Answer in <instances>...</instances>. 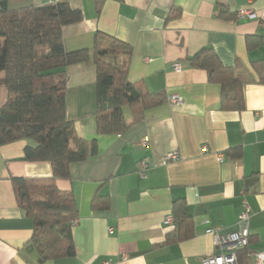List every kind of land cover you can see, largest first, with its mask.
Listing matches in <instances>:
<instances>
[{"label": "crops", "instance_id": "0c3cea01", "mask_svg": "<svg viewBox=\"0 0 264 264\" xmlns=\"http://www.w3.org/2000/svg\"><path fill=\"white\" fill-rule=\"evenodd\" d=\"M61 1L83 13L82 21L63 28L67 51L93 49L98 32L114 36L132 47L129 81L162 91L167 100L124 133L100 134L96 68L71 65L67 116L78 137L97 143L94 156L72 164L69 179L56 178L77 201L76 254L41 262L30 243L34 222L18 205L12 178L47 179L53 168L23 160L29 142L19 140L0 145V264H203L216 252L207 228L236 229L245 204L249 248L264 249V0H6L11 10ZM221 10L229 17H220ZM244 10L257 18L240 16ZM249 40L256 45L249 48ZM205 47L236 68L244 84L243 110L223 109L222 86L187 61ZM175 94L183 98L179 105L169 101ZM7 96L0 85V108ZM124 114L131 122L128 107ZM237 147L241 158L233 156ZM174 151L179 160L168 159ZM143 159L149 163L146 177L139 173ZM101 195H107V207H93ZM175 208L192 236L179 239L175 221L165 223ZM239 256L240 264H255L247 250Z\"/></svg>", "mask_w": 264, "mask_h": 264}, {"label": "trees", "instance_id": "16d2710c", "mask_svg": "<svg viewBox=\"0 0 264 264\" xmlns=\"http://www.w3.org/2000/svg\"><path fill=\"white\" fill-rule=\"evenodd\" d=\"M219 15L223 19L229 17L224 10ZM82 19V11L68 1L11 10L6 0H0V59L5 65L0 85L8 91L0 108V145L27 140L23 160L47 161L53 168V176L47 179L12 178L18 205L34 222L30 243L41 262L75 256L73 225L79 209L74 194L61 190L56 178L69 179L72 164L97 153L96 140L78 137L67 116L68 68L79 63H92L96 68L95 116L100 134L124 133L142 121L148 110L167 100L162 91L151 92L142 84L129 81L132 47L114 36L98 32L93 49L67 51L63 28ZM103 40L107 42L104 49ZM254 45L248 41L249 48ZM187 61L206 69L209 80L222 86L223 109H244V84L235 67L223 65L209 47L200 49ZM260 81L264 83V72ZM125 107L131 111V122L125 118ZM234 151L233 156L241 158V148ZM107 202V195L97 196L93 207L106 208ZM175 212L179 239L192 236V231H183L176 208Z\"/></svg>", "mask_w": 264, "mask_h": 264}, {"label": "built area", "instance_id": "2783aa9c", "mask_svg": "<svg viewBox=\"0 0 264 264\" xmlns=\"http://www.w3.org/2000/svg\"><path fill=\"white\" fill-rule=\"evenodd\" d=\"M240 16L248 19H256L257 14L249 10L241 11ZM174 68L181 69L179 64H175ZM169 101L174 105H179L183 102V98L179 95H171ZM144 147L149 146L147 139L142 142ZM205 151L207 147H204ZM180 153L174 151L168 155V159L176 161L180 159ZM224 154H218V160L223 161ZM149 163L146 159L139 162V173L141 176H147V169ZM245 211L241 214L238 221L237 228L230 231H224L221 228L209 226L206 233L214 235V244L216 252L212 255L203 258V264H240L239 252L243 249H247L249 256L253 257L255 264H264V249L253 250L250 249V230H249V208L245 204ZM174 219L169 216L166 220V224H172ZM111 231V229H109ZM105 264H109L105 262Z\"/></svg>", "mask_w": 264, "mask_h": 264}]
</instances>
